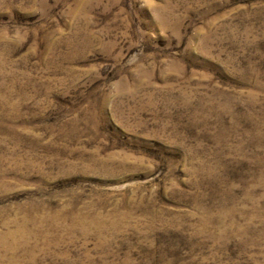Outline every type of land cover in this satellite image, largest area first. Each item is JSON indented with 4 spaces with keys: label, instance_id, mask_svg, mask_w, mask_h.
<instances>
[{
    "label": "rangeland",
    "instance_id": "374dc122",
    "mask_svg": "<svg viewBox=\"0 0 264 264\" xmlns=\"http://www.w3.org/2000/svg\"><path fill=\"white\" fill-rule=\"evenodd\" d=\"M0 239L264 264V0H0Z\"/></svg>",
    "mask_w": 264,
    "mask_h": 264
},
{
    "label": "bare ground",
    "instance_id": "6f19581e",
    "mask_svg": "<svg viewBox=\"0 0 264 264\" xmlns=\"http://www.w3.org/2000/svg\"><path fill=\"white\" fill-rule=\"evenodd\" d=\"M79 217V216H78ZM77 220V219H76ZM87 220V219H86ZM93 223V222H92ZM21 229V228H20ZM18 232V231H17ZM49 233V232H48ZM51 233V232H50ZM18 234V233H17ZM13 233L12 232H8L6 235H4V238H5V240L7 239V238H12L13 237ZM24 239V238H23ZM0 240H2V239H0ZM59 240V239H58ZM51 241V240H50ZM49 241V242H50ZM3 242H4V240H3ZM26 242V241H25ZM1 244V243H0ZM3 256V255H2ZM9 257V256H8ZM12 263V262H11Z\"/></svg>",
    "mask_w": 264,
    "mask_h": 264
}]
</instances>
